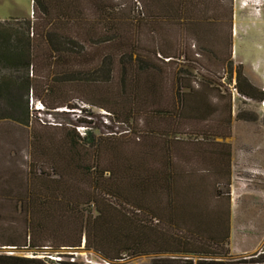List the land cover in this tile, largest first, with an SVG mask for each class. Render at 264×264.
<instances>
[{
    "label": "trees",
    "instance_id": "1",
    "mask_svg": "<svg viewBox=\"0 0 264 264\" xmlns=\"http://www.w3.org/2000/svg\"><path fill=\"white\" fill-rule=\"evenodd\" d=\"M168 1L140 0L130 28L117 0H31L24 36L0 35V122L34 131L19 172L4 166L18 153L0 160V250L32 256L0 254V264H79L81 250L96 264L141 256H154L150 264H226L231 152L215 139L230 136L231 92L222 95L217 63L228 82L234 73L240 97L261 103L264 94L230 56L209 51L217 82L197 80L189 68L201 66L202 54L163 48L161 30L171 33L176 21L189 31L192 22V0ZM99 83L107 92L84 94ZM82 106L130 128L95 136L85 126L79 137L74 126L31 115ZM11 227L17 235L6 238Z\"/></svg>",
    "mask_w": 264,
    "mask_h": 264
},
{
    "label": "rangeland",
    "instance_id": "2",
    "mask_svg": "<svg viewBox=\"0 0 264 264\" xmlns=\"http://www.w3.org/2000/svg\"><path fill=\"white\" fill-rule=\"evenodd\" d=\"M173 1L169 0L168 2H172L173 5ZM117 2L125 7L123 9L125 12L122 13L120 19L123 27L129 25L128 20L132 22L131 26L133 24L138 26L140 0H117ZM158 2L159 5L162 4V0H158ZM191 2L193 7L189 9V18L192 22H190L189 31L183 32L179 24L173 20L171 33L167 34L161 30L160 34L156 36H161V38L165 36L163 39L168 41L163 48L179 50L185 45L190 53L195 51L203 55L198 59L201 66L191 65V68L195 70L189 68L192 76L197 80H204L201 76L206 80L211 77L217 82V78L207 71L213 69L210 67L212 64L216 65L209 51H214L220 59L224 60L230 56L234 65H241L245 77V71L248 74L254 68H258L260 72L264 70V0H192ZM31 6V0H0V35L24 36V21L31 20ZM144 40L145 37L141 36V42ZM217 64L215 72L221 77L222 89L220 90L222 95L224 88H228L231 92L230 136L224 140L215 139L216 142L228 144L231 152L228 191L230 199L229 228L230 225L235 230L243 228L240 229L242 230L241 233L234 235L235 239L239 238L240 235L242 238L246 237L243 239V244L240 245L242 250H250L253 247L264 250V99L261 103H254L237 95L232 90L234 73L230 83L228 82L227 68L220 65V62ZM251 84L253 83L251 82ZM85 89L84 94L86 96L90 94L89 97L94 98L104 94V91L109 88L106 84L99 83L87 85ZM260 90L263 91L264 86ZM211 101L214 103L212 98ZM224 103L222 101L221 106ZM77 104L80 103L77 102ZM28 107L30 108V101ZM82 107L85 108L84 111L77 108L67 113H56L52 116H46L42 114V111L39 114L34 112L31 115L49 124L61 125L66 128L74 126L79 137L84 136L87 127L95 136H99L110 132L118 134L128 130L130 126L128 124L126 128L124 125L116 123L107 117L104 111L88 106ZM37 109H40L38 103L33 104L31 110ZM238 113L240 120L236 119ZM242 119H251V121ZM210 123L204 125L205 123L201 122L204 126H209ZM188 127H190L189 124H187ZM213 128L215 129V125ZM33 137L34 131L30 130L29 127L23 128L12 123L0 122V157L9 151L18 153V157L15 159L10 160L11 156L9 159H4V166L11 172L17 173L21 170L20 166L28 156L29 144ZM21 156H23L22 160ZM2 159L3 157L0 158V160ZM17 230L18 227H11L9 232H3V235L6 238L15 237ZM0 254L32 256V253L23 250L12 251L8 249H1ZM74 257L79 264L101 262L94 253L85 250H81ZM148 258H154V256L125 258L122 263L144 264ZM221 260L222 263H226L230 257L227 256Z\"/></svg>",
    "mask_w": 264,
    "mask_h": 264
},
{
    "label": "crops",
    "instance_id": "3",
    "mask_svg": "<svg viewBox=\"0 0 264 264\" xmlns=\"http://www.w3.org/2000/svg\"><path fill=\"white\" fill-rule=\"evenodd\" d=\"M246 77L259 89H263L264 86V70L260 72L258 68L252 69L250 72L245 71ZM260 84V85H259ZM264 91V90H263ZM243 228L235 230L232 225L229 228V257L230 260L226 264H264V251L259 250L258 247H253L250 250H242L240 245L243 244V239L241 235L239 238L235 239L234 235L236 233H241ZM237 243V244H236ZM238 246V247H236ZM236 248V249H235ZM153 258H148L147 262L144 264H150Z\"/></svg>",
    "mask_w": 264,
    "mask_h": 264
}]
</instances>
